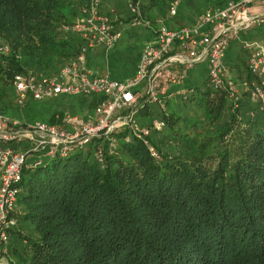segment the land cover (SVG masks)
Instances as JSON below:
<instances>
[{
    "label": "trees",
    "instance_id": "trees-1",
    "mask_svg": "<svg viewBox=\"0 0 264 264\" xmlns=\"http://www.w3.org/2000/svg\"><path fill=\"white\" fill-rule=\"evenodd\" d=\"M175 1L131 2L143 17ZM87 5L0 0V112L19 109L16 74L55 76L77 58L70 28ZM247 63L237 100L207 78L161 104L142 95L133 123L25 169L1 264H264V103Z\"/></svg>",
    "mask_w": 264,
    "mask_h": 264
},
{
    "label": "built area",
    "instance_id": "built-area-1",
    "mask_svg": "<svg viewBox=\"0 0 264 264\" xmlns=\"http://www.w3.org/2000/svg\"><path fill=\"white\" fill-rule=\"evenodd\" d=\"M257 1L239 0L222 9H208L199 17L195 27L167 29L161 27L155 42L143 46L134 75L125 82L116 81L105 73H95L93 79L81 68L86 47L96 44L114 45L120 32L113 22L96 12L98 0H88L86 14L76 20L71 30L85 41L76 59L51 77L28 72L16 74L13 79L15 104L25 106L29 100L42 102L58 95H102L104 100L94 110V118L85 119L67 115L61 125L46 122H21L0 112V264L10 230L15 228L14 209L20 192L23 171L39 165L54 156H66L75 147L85 145L93 136L109 134L133 123V113L139 98L161 104L168 97L167 87L180 83L184 75L181 68L207 65V80L217 88H226L237 100L241 94L235 81L226 71L223 57L228 45V33L248 29L254 19L249 7ZM175 11L172 10L171 14ZM137 20V19H135ZM248 59V71L259 84L252 83L253 96L264 103V44L253 42ZM7 51L6 48L3 49ZM246 90L247 86L244 83ZM138 89H143L140 94ZM182 91L179 95H186ZM164 123L153 121L161 130ZM139 137L148 135L147 129L132 126ZM14 144L18 149L9 145ZM151 154L156 156L153 148Z\"/></svg>",
    "mask_w": 264,
    "mask_h": 264
},
{
    "label": "crops",
    "instance_id": "crops-1",
    "mask_svg": "<svg viewBox=\"0 0 264 264\" xmlns=\"http://www.w3.org/2000/svg\"><path fill=\"white\" fill-rule=\"evenodd\" d=\"M132 0H98L96 12L107 16L120 32L119 40L112 46L96 44L86 47L81 68L94 77L95 73H105L116 81L125 82L131 78L139 62V56L143 46L155 42V36L161 27L175 29L179 27H195L199 23L200 15L208 9H222L229 3L239 0H177L171 4L164 15H159L152 8L149 14L143 17L133 6ZM174 10L175 13L171 14ZM250 16L254 19L252 25L246 30H237L228 33V45L226 47L223 63L226 71L235 81V86L240 93L245 91L242 80L237 77V66L244 57L246 63L253 53L248 45L253 42L264 44V1H257L249 7ZM136 15L140 17L135 20ZM183 80L175 85L167 87V95L171 97L182 91L194 89L205 81L207 65L199 64L191 68H181ZM204 73V78L200 74ZM90 78V77H89ZM140 94L143 89H138ZM104 100L102 95H58L52 99L28 103L19 107L10 118L25 122H38L39 119H31L40 115L54 125H61L67 115L79 116L85 119L94 118V110Z\"/></svg>",
    "mask_w": 264,
    "mask_h": 264
},
{
    "label": "rangeland",
    "instance_id": "rangeland-1",
    "mask_svg": "<svg viewBox=\"0 0 264 264\" xmlns=\"http://www.w3.org/2000/svg\"><path fill=\"white\" fill-rule=\"evenodd\" d=\"M204 73L202 72L201 74H200V78H204ZM90 78L89 79H93V77H91V76H89ZM206 77H207V72H206ZM149 113L146 115V116H142V118L143 119H146V120H150V119H156L157 117H155V115H156V113H157V111H158V106H156V105H153V106H151L150 108H149ZM31 119H39L40 121H46V119H44V118H42L40 115H37L35 118L34 117H32ZM138 119H140V116H136L135 118H134V120L135 121H137ZM18 147V146H17ZM15 148V147H14ZM28 169V168H27ZM18 209V207L17 206H15V209Z\"/></svg>",
    "mask_w": 264,
    "mask_h": 264
}]
</instances>
